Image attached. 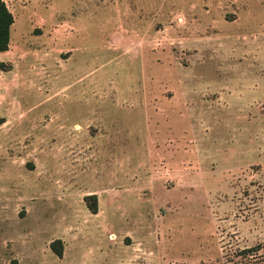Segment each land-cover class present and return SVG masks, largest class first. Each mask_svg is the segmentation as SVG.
<instances>
[{"label":"rangeland","instance_id":"obj_1","mask_svg":"<svg viewBox=\"0 0 264 264\" xmlns=\"http://www.w3.org/2000/svg\"><path fill=\"white\" fill-rule=\"evenodd\" d=\"M4 1L0 264H264V0Z\"/></svg>","mask_w":264,"mask_h":264},{"label":"trees","instance_id":"obj_2","mask_svg":"<svg viewBox=\"0 0 264 264\" xmlns=\"http://www.w3.org/2000/svg\"><path fill=\"white\" fill-rule=\"evenodd\" d=\"M14 23V17L12 12L7 7L4 0H0V53L9 49L10 44V29ZM4 66L3 62H0V67ZM4 120L0 119V124ZM87 206L92 213H97V197L96 194H90L85 196ZM51 248L55 254L59 257L62 256V245L59 239L54 240L51 243Z\"/></svg>","mask_w":264,"mask_h":264}]
</instances>
